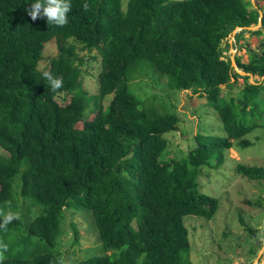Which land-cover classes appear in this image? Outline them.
I'll list each match as a JSON object with an SVG mask.
<instances>
[{"label":"trees","instance_id":"trees-1","mask_svg":"<svg viewBox=\"0 0 264 264\" xmlns=\"http://www.w3.org/2000/svg\"><path fill=\"white\" fill-rule=\"evenodd\" d=\"M31 2L0 0V149L9 154H0V213L21 215L17 195L37 209L24 229L19 216L0 230L3 264H65L67 212L90 217L102 246V255L80 264H194L184 220H211L219 209L199 187L202 168L222 166L226 151L252 146L246 136L264 128V80L249 78L264 79V45L247 63L235 58L247 76L225 56L236 29H243L236 43L260 22L250 33L264 36V12L250 0H70L61 27L33 20ZM49 44L57 53L44 58ZM90 58L100 68L88 112L83 67ZM44 71L62 78L61 89L47 88ZM150 75L158 85L165 78L171 91L208 99L225 137L198 133L182 159H162L165 135L178 131L180 118L131 91ZM241 78L242 89L224 93ZM157 84L149 91L158 96ZM237 173L264 180L262 167L240 164ZM28 243L36 249H19Z\"/></svg>","mask_w":264,"mask_h":264},{"label":"rangeland","instance_id":"rangeland-1","mask_svg":"<svg viewBox=\"0 0 264 264\" xmlns=\"http://www.w3.org/2000/svg\"><path fill=\"white\" fill-rule=\"evenodd\" d=\"M250 1L255 8L261 9V13L264 12L263 1ZM256 30L246 31L244 39L237 43L235 36L241 30H235L229 41V44L233 43V45L225 51V56L232 61L240 57L242 62H249L250 51L258 52L264 45V36L250 33ZM226 46L224 44V47ZM78 50L82 55L88 56L87 51H81V45H78ZM56 53L55 44H49L45 49L44 58L54 57ZM233 66L240 74L243 72L238 69L236 62ZM99 68L100 62L91 58L83 67V70L89 71L84 78L85 88L90 95L88 112L95 107V98L99 90L95 75ZM92 73L93 75H89ZM249 78L252 84L264 80L259 77L249 76ZM158 81L153 78V75L140 76L139 80L134 81V86L130 87L137 96H143L144 99L150 97L147 107L157 110L167 108L168 112L177 114L180 118L178 131L165 135L168 148L162 159H182L186 152L194 146L195 136L198 133L225 137L220 115L208 99H201L193 95L191 91H171L166 86L165 78L160 81L159 85L156 83ZM151 83L157 84L158 96L149 91ZM243 86L244 79L241 78L234 88L224 87V93L234 94ZM111 98L112 96H109L104 100L105 106ZM93 117L94 114H90L89 119ZM246 139L252 142V146L248 148L234 146L233 149L225 152V161L222 166L216 167V160L212 162L211 167L206 166L201 170L199 187L204 194L218 199L219 209L211 220L196 216H188L184 220L190 232L191 260L194 264H264V180L251 181L237 173V167L240 164L264 168V128L256 129L248 134ZM0 154L9 156L2 149H0ZM19 183V180H16L14 185V191L18 194ZM14 203L21 207L19 216L24 229L26 222L36 215L37 209L31 208L19 195ZM79 218L77 216L72 219L67 212V224L64 225L61 249L65 264H80L89 257L103 254L96 228L91 223L92 219L88 216L85 219ZM71 222H74L78 228L76 239L70 226ZM0 243L5 244V240H0ZM19 249L30 251L35 250L36 247L33 243H28ZM0 255L6 256V252L2 251Z\"/></svg>","mask_w":264,"mask_h":264},{"label":"clouds","instance_id":"clouds-1","mask_svg":"<svg viewBox=\"0 0 264 264\" xmlns=\"http://www.w3.org/2000/svg\"><path fill=\"white\" fill-rule=\"evenodd\" d=\"M85 9L88 8V4L83 5ZM28 15L33 20L39 18H46L47 24L56 26H64L68 23L67 13L71 11L70 0H33L31 2V8L26 9ZM42 80L46 83L47 88L52 92H56L62 87V78L54 76L51 73L44 71L42 74ZM19 219V213L13 212L10 209L0 213V230L6 229L7 225L14 220ZM7 245L0 243V252L6 251ZM0 264H3V256L0 255Z\"/></svg>","mask_w":264,"mask_h":264},{"label":"water","instance_id":"water-1","mask_svg":"<svg viewBox=\"0 0 264 264\" xmlns=\"http://www.w3.org/2000/svg\"><path fill=\"white\" fill-rule=\"evenodd\" d=\"M261 26H262V23L260 22L259 23V25L257 26V27H250V28H248V30H255V29H259V28H261ZM236 30H243V29H240V28H238V29H236ZM233 64H235V61H233ZM241 74H244V75H247V73H245V72H241ZM250 77H253V75H249ZM255 84V83H254Z\"/></svg>","mask_w":264,"mask_h":264}]
</instances>
